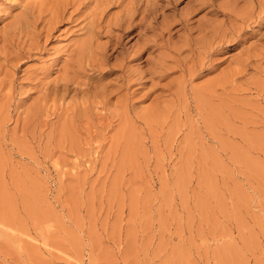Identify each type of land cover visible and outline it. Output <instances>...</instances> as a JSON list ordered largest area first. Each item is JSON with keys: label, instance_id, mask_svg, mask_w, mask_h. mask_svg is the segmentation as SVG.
<instances>
[{"label": "rangeland", "instance_id": "1", "mask_svg": "<svg viewBox=\"0 0 264 264\" xmlns=\"http://www.w3.org/2000/svg\"><path fill=\"white\" fill-rule=\"evenodd\" d=\"M206 1L0 0V264H264V59L234 73L264 15L185 85L149 71L235 2Z\"/></svg>", "mask_w": 264, "mask_h": 264}, {"label": "bare ground", "instance_id": "2", "mask_svg": "<svg viewBox=\"0 0 264 264\" xmlns=\"http://www.w3.org/2000/svg\"><path fill=\"white\" fill-rule=\"evenodd\" d=\"M116 1V0H115ZM118 1V0H117ZM123 1V0H122ZM139 0H136L135 2L133 1V0H126V2H125V4H122V6L123 7H125V9H126V11H124L125 13L124 14H122V15H126V16H122V21L123 20H128V21H130L131 20V17H132V15H134L135 13H137V12H139V8H138V6H139V4H140V2L142 1V0H140V2H138ZM209 1H211L210 2V5H214V2L212 1V0H207L206 2L208 3ZM225 1V0H224ZM229 1V0H228ZM232 0H230V2H231ZM235 2H226V3H224V4H228V3H230L229 5H223L222 7H220V8H222V10H219V9H212L215 13H218V14H222L223 15V19L224 20H220V21H213V22H210V23H208L206 26H199V24L200 23H198L196 26L195 25H193V26H187V22H188V20H189V18H187L188 16H190L191 14H193V13H191V14H187V12H186V14H184V16H182L181 15V17H180V19H179V21H181L180 23L182 24V27L181 28H184L183 29V31H184V34H183V32H181V35H182V38L178 35V38L180 37V39H179V41L178 42H176V43H170V40H171V38L170 37H168V38H170V39H168L167 38V35H169L168 33H167V35L165 36V38H167L166 40H165V44H163V47H165V49H161V48H163V47H161L160 49L161 50H163V51H159V54H160V56H159V60H158V62H156L155 60H156V57H155V60H153V62H152V64L154 65V64H157V65H155V67L157 66V69L158 70H156V69H151V68H154V66L153 67H150V69H149V71H151L150 73H152L154 76H155V74H157V76L159 75L160 77H162L160 74H163V73H165L168 69L169 70H171L172 68H179V70H181L180 72H182V74H184L185 76H182V77H185L184 79L185 80H183V78H182V80H183V82L181 83L180 82V84H184L185 85V83H186V81H189L190 79H191V77H193V76H195V75H199V74H201V73H203L204 72V70H207V69H205L206 67H205V65H206V60L207 59H209V57L211 56V54L213 53V52H217V51H219L221 48H224L225 47V45H229L230 43H232V42H234V41H236V40H238L239 38H240V31H241V29H242V27L243 26H249V21H251V20H253L254 19V21H257V19L259 20V19H261V21H262V17H261V14L262 15H264V1L263 2H258V5L256 4V2L254 3V2H252L251 0L250 1H248L247 3H246V5L244 6V7H242V8H238L237 6H236V0H234ZM163 2V1H162ZM165 2H166V5H169L170 3H171V0H165ZM173 2V1H172ZM111 3V2H110ZM209 4V3H208ZM153 4H151L150 5V7L152 6ZM164 5V4H163ZM162 5V6H163ZM206 5V4H205ZM209 5V6H210ZM221 5V4H220ZM159 6H161V5H159ZM219 6V5H218ZM257 6L259 7V9H257L258 11H257V13L255 14V12H256V8H257ZM148 7H149V5H148ZM153 7V6H152ZM165 7V6H164ZM158 8V7H157ZM157 8H152V9H148V13H147V15L150 17H152V21H150V26H148V29H156L159 25V27H160V33H157V30H154V31H156V33L155 34H157L156 36L158 37V35H161L162 34V36H163V33H164V31L166 30V29H169L170 28V25L171 24H173V21L171 22H169L168 21V23H167V25H165V26H163V25H161V23L160 22H158L157 21V17H158V10H156ZM212 8V7H211ZM210 8V9H211ZM124 9V10H125ZM196 9H197V7H196ZM198 9H199V7H198ZM209 9V10H210ZM141 11H142V9H140ZM141 11H140V13H141ZM189 11H191V10H189ZM188 11V12H189ZM192 11H193V9H192ZM197 11V10H196ZM122 12H123V10H122ZM173 13H176L177 12V9L175 8V6H174V9H173V11H172ZM193 12H195V10L193 11ZM208 12V11H207ZM139 14V13H138ZM181 14V13H180ZM217 14V15H218ZM144 15H146V14H144ZM173 15V14H172ZM188 15V16H187ZM216 15V16H217ZM215 16V15H214ZM146 17V16H145ZM144 17V18H145ZM163 17H165V16H163ZM162 17V18H163ZM177 17V16H176ZM142 18V17H141ZM143 18V19H144ZM147 18V17H146ZM264 18V17H263ZM119 19H121V16H120V18ZM142 19V20H143ZM174 19H176V21H174V22H177L178 20V18H174ZM141 20V19H140ZM142 20H141V22H142ZM162 20V19H161ZM160 20V21H161ZM139 21V20H138ZM163 21H164V19H163ZM163 21H162V23H163ZM193 21V20H192ZM192 21H189V22H192ZM120 23H121V21H119ZM155 22V24L153 25V23ZM239 22H241V23H239ZM246 22H249V23H247V24H245ZM258 22V21H257ZM126 23H127V21H126ZM147 23V22H146ZM145 23V24H146ZM177 23H179V22H177ZM207 23V22H206ZM117 24V23H116ZM128 24V23H127ZM144 24V23H143ZM148 24V23H147ZM146 24V25H147ZM195 24V23H194ZM204 24V23H203ZM131 25V24H130ZM174 25H176V24H174ZM200 25H202V23L200 24ZM180 28V26H178V28L177 29H179ZM165 29V30H164ZM180 30V29H179ZM158 31V32H159ZM170 31V30H169ZM168 31V32H169ZM182 31V30H181ZM197 31V33H196V35L194 34L195 32ZM152 33H153V31H152ZM155 34L154 35H152L151 34V36L153 37H155ZM171 34V33H170ZM195 36H194V35ZM148 36H146V38H147ZM153 37V39H154V41H156V42H158L155 38ZM164 37V36H163ZM143 38H144V36H143ZM160 38V37H159ZM164 38V39H165ZM145 39V38H144ZM153 39L150 41V43H152L153 42ZM161 39V38H160ZM159 39V40H160ZM146 40V39H145ZM144 40V41H145ZM148 40H150V39H147V41ZM163 40L161 39V42H162ZM175 41V40H174ZM177 41V40H176ZM146 42V41H145ZM160 42V43H161ZM173 42V41H172ZM144 43V42H143ZM147 43V42H146ZM164 43V42H163ZM149 44V43H148ZM157 45H159V44H157ZM162 45V44H161ZM154 46H156V45H154ZM152 47V46H151ZM157 47H159V46H157ZM152 48H155V47H152ZM166 49H168L169 51H171L172 52V54L169 52L168 53V51H166ZM262 49V50H261ZM261 49L258 51V52H253V54H252V52H251V54L252 55H250L249 54V52H247L248 54H246L247 56H244L245 58L244 59H242L241 58V60L239 61H237V63H239V65H241V67H239V69H238V66L234 69V73L237 71V73H235L236 75L238 74V73H244L245 71H247L248 69H250V68H255V67H257V66H255V65H257V64H259L260 62V60H261V58L260 57H262L263 59H264V50H263V48L261 47ZM184 50H189L188 52H190L189 53V56H183V57H180L181 55V52L182 51H184ZM256 51V50H255ZM263 54V55H262ZM177 55V56H176ZM260 58V60H257V59H259ZM262 59V60H263ZM168 60H170L169 62H171V61H173L174 63H172L173 65H171V63H170V65L171 66H169L168 65ZM256 61H258L259 63H256ZM166 62H168V63H166ZM254 62H255V64H254ZM262 62V61H261ZM264 62V61H263ZM189 63V64H188ZM123 65V64H122ZM124 66V65H123ZM151 66V65H150ZM122 67V66H121ZM125 67V66H124ZM126 68V67H125ZM149 68V67H148ZM127 69H129L130 70V68H127ZM136 69V68H135ZM140 68H138L137 70H139ZM146 69V68H145ZM123 70V69H122ZM142 70V69H141ZM141 70H139L140 72H141ZM145 71H147V69L145 70ZM135 72H138V71H135ZM135 72L133 71V73L135 74ZM133 73L131 74V75H133ZM144 73H146V72H144L143 71V73H139V74H144ZM233 73V74H234ZM167 74V73H166ZM128 76V75H127ZM144 76V75H143ZM153 76V77H154ZM157 76H156V78H157ZM129 77V76H128ZM127 77V78H128ZM187 77V78H186ZM127 78H125L126 80H127ZM159 78V77H158ZM129 79V78H128ZM138 80H139V78H137ZM136 79V80H137ZM157 80H159V79H157ZM125 81V80H124ZM134 81V80H133ZM126 82H129L130 83V81H126ZM125 83V82H124ZM121 85H123V84H121ZM127 85V84H126ZM125 85V86H126ZM66 86V85H65ZM120 86V85H119ZM181 86V85H180ZM122 87V86H121ZM119 88V87H118ZM181 88H183V86L181 87ZM110 94H111V92L109 93V91L107 90H104V88L103 89H101V94H100V96L102 97V99L103 100H107V98H108V96H110Z\"/></svg>", "mask_w": 264, "mask_h": 264}]
</instances>
